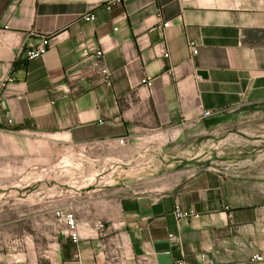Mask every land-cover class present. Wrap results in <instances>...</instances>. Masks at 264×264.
<instances>
[{"label":"crops","instance_id":"obj_1","mask_svg":"<svg viewBox=\"0 0 264 264\" xmlns=\"http://www.w3.org/2000/svg\"><path fill=\"white\" fill-rule=\"evenodd\" d=\"M107 1L0 0V264L264 251V177L185 145L189 126L264 105V0ZM44 36L47 51L28 60ZM205 109L221 113L201 119Z\"/></svg>","mask_w":264,"mask_h":264},{"label":"rangeland","instance_id":"obj_2","mask_svg":"<svg viewBox=\"0 0 264 264\" xmlns=\"http://www.w3.org/2000/svg\"><path fill=\"white\" fill-rule=\"evenodd\" d=\"M221 116L211 128L202 123L187 128L188 156L197 154L204 162L247 161L236 170L264 177V105L237 108Z\"/></svg>","mask_w":264,"mask_h":264},{"label":"built area","instance_id":"obj_3","mask_svg":"<svg viewBox=\"0 0 264 264\" xmlns=\"http://www.w3.org/2000/svg\"><path fill=\"white\" fill-rule=\"evenodd\" d=\"M127 0H108L106 3L107 9H112L114 6L117 5H122L126 2ZM83 19L88 20V21H95L96 20V15L95 14H87L83 16ZM170 25V21H166L162 24L161 27H167ZM49 44V39L47 36H44L41 43H39L37 46L34 48L30 49L27 51L26 58L28 60H31L35 57H38L42 54H44L47 51ZM189 47L192 49L193 54H196L198 52L197 45L194 40L189 41ZM94 66L103 74L104 80L106 83L111 84V77L110 73L107 69V67L104 64L103 61V50L101 48H97L96 50V59L94 61ZM143 82H147V79H143ZM6 106L5 100L0 98V109H4ZM221 111L216 110H209L205 109L201 113V119H207L210 117H213L215 115L220 114ZM4 115L7 118V123L8 125L13 124V118L11 116V112L9 110L4 111ZM175 215L178 218H186L192 214V211L187 212V211H182L179 207H176L175 210ZM56 216L59 220L65 221L70 229L74 231L77 228L78 222L75 214L72 211H57ZM172 236V235H171ZM75 237V241H76ZM264 262V251H257L254 252L249 259L247 260H240V261H216L212 257H210L207 252H203L199 255V259L196 262H188V261H180L179 264H255V263H260Z\"/></svg>","mask_w":264,"mask_h":264},{"label":"water","instance_id":"obj_4","mask_svg":"<svg viewBox=\"0 0 264 264\" xmlns=\"http://www.w3.org/2000/svg\"><path fill=\"white\" fill-rule=\"evenodd\" d=\"M201 74L206 75V72L205 71H201Z\"/></svg>","mask_w":264,"mask_h":264},{"label":"trees","instance_id":"obj_5","mask_svg":"<svg viewBox=\"0 0 264 264\" xmlns=\"http://www.w3.org/2000/svg\"><path fill=\"white\" fill-rule=\"evenodd\" d=\"M29 51V50H28Z\"/></svg>","mask_w":264,"mask_h":264}]
</instances>
